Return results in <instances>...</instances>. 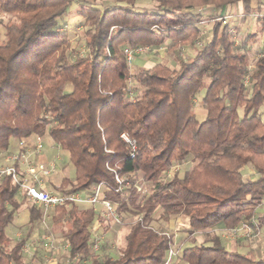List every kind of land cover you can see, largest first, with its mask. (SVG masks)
<instances>
[{"label": "trees", "instance_id": "1", "mask_svg": "<svg viewBox=\"0 0 264 264\" xmlns=\"http://www.w3.org/2000/svg\"><path fill=\"white\" fill-rule=\"evenodd\" d=\"M139 1L0 0V15L15 19L5 24L0 41V150L12 139L48 136L68 153L74 170L73 179L61 180L60 192L88 191L103 182L113 189L103 198L116 213L136 217L120 255L111 259L94 252L93 208L55 207L52 224L67 223L60 238L68 244L69 263L162 264L174 233L150 226L157 209L166 224L183 218L189 235L230 230L251 219L256 231L264 228V215L256 217L264 203V54L250 72L247 53L216 19L237 3L252 14L256 0H150L153 5L145 9ZM74 2L87 28V52L69 57L66 35L54 30ZM200 7L215 14L199 13ZM205 19L212 21L210 37L193 57L173 68L154 63L131 73L124 46H196ZM202 89L205 116L198 120L193 98ZM122 133L136 141L133 158ZM175 163L188 167L162 181L161 173ZM246 167L254 179L244 178ZM113 171L129 181L127 195L115 192ZM141 184L149 187L143 195L135 187ZM19 195L26 198L8 177L0 180V264H24L26 239L8 248L5 231L21 208ZM27 211L34 227L42 208L32 203ZM180 260L264 264V250L255 258L228 250L215 237L184 248Z\"/></svg>", "mask_w": 264, "mask_h": 264}, {"label": "rangeland", "instance_id": "2", "mask_svg": "<svg viewBox=\"0 0 264 264\" xmlns=\"http://www.w3.org/2000/svg\"><path fill=\"white\" fill-rule=\"evenodd\" d=\"M152 5L150 0H141L138 2V7L142 9L151 7ZM78 10L79 5L77 2H74L69 8L68 13L58 21V26L54 30V32L66 35L70 44L68 50L69 57H73L75 54L84 55L87 52L85 47V31L87 28L83 25V19L78 15ZM12 21H15L12 16L8 14L0 15V41L4 39L5 24ZM211 25L212 21L210 19L204 20L202 24V35L197 39L199 42L202 43L206 39H209ZM259 25L258 15L255 13L240 20L237 26H232L230 23L228 24L235 47L240 51H245L248 55V70L250 72L254 68L256 58L264 54V40H262L264 39V30L261 31L262 35L260 36L258 33ZM245 39L247 40L245 41ZM258 42H260V44ZM169 47V41H166L162 45L161 50L138 55L131 66H129L131 73H135L136 70L141 67H149L153 63H162L173 68L180 60L193 57L198 48V46H191L189 48L170 50ZM130 85V87H133L132 83ZM69 90L70 86L66 85V91ZM204 92V89L200 90L193 98V111L198 120L203 119L204 108L201 99L204 96ZM260 111L262 120L264 121V108ZM59 158L60 161L58 165L55 164L53 176L43 181L47 191L58 190L60 181L64 177L70 179L74 178V170L72 167L64 162V160L62 161L61 154H59ZM251 171V167L242 169V174L245 179H254L256 177L255 174H251ZM54 185H58V187L55 188ZM141 185L143 189L146 191L148 190L149 187L147 185ZM91 188H93V186ZM17 198L21 203V208L16 216H21V222H19L20 226H17L18 223H12L6 227L5 231L9 239L8 248H11L18 240L26 239L24 244L25 251L22 252V260L25 264H82L79 261L72 263L67 262V244L60 238V230L67 227L66 221L63 220L58 226H54L52 224V218L57 214L53 209L42 208L41 221L36 223L34 227H30L27 222V209L34 202L27 198H23L21 195ZM77 207H79V209H84L91 207V205L85 203ZM159 214L160 210L157 209L153 214V221L150 226L154 229H166L174 233L172 249L175 253V257L172 259L171 264H184L180 260V254L184 248L190 247L193 244H210L215 237H218L228 250L249 253L255 258L260 257L264 250V228L259 229L256 237L252 240L248 237L227 239L225 237V231L218 229L203 230L189 235L184 230L183 218L172 219L166 224L158 219ZM259 215H264V203L256 211V217ZM96 217L91 227L94 244L96 243L94 252L100 257H109L111 259L118 258L125 246V239L129 228L136 217L128 213H121L119 214L118 221H116L112 217L106 218L102 210H100V215Z\"/></svg>", "mask_w": 264, "mask_h": 264}, {"label": "built area", "instance_id": "3", "mask_svg": "<svg viewBox=\"0 0 264 264\" xmlns=\"http://www.w3.org/2000/svg\"><path fill=\"white\" fill-rule=\"evenodd\" d=\"M199 13H205L207 8H197ZM220 21L221 26L228 25L232 16L229 13L223 14L216 18ZM201 42L196 41V46L200 47ZM162 48H150L147 46H124L123 52L128 66H131L134 59L138 55H142L150 52H157ZM120 139L125 143L129 150V155L133 158L136 150V141L130 138L126 133L120 134ZM42 150V137L37 136L35 142V151ZM27 150H18L15 153L0 151V180L4 177H8L12 184L18 188L19 192L25 194L26 198L44 209H54L55 207L65 206L68 203L74 205H81L88 203L96 213V216L100 215V210L105 213V217H112L118 221L119 214L116 213V206L103 198L104 193L113 190L105 183H100L93 186L88 191H80L76 193H62L59 190L47 191L43 183L44 180L51 178L55 172V163L29 161L27 160ZM182 167H188L187 163H175L169 169L161 173L160 179L164 182L170 181ZM114 172V171H113ZM114 180L117 183L115 192H123L127 195L125 188L129 185V181L123 176L114 172ZM136 191L140 194H145L146 190L141 186L135 185ZM99 207V208H98ZM97 208V209H96ZM256 220L241 221L236 227L226 230L225 237L227 239H237L241 237H248L250 240L256 237ZM94 229V228H93ZM49 239V238H48ZM51 240V239H49ZM96 248V243L93 244V249ZM25 251L24 245L22 246V252ZM175 253L172 249V245L166 252L164 261L162 264H171L174 259Z\"/></svg>", "mask_w": 264, "mask_h": 264}, {"label": "crops", "instance_id": "4", "mask_svg": "<svg viewBox=\"0 0 264 264\" xmlns=\"http://www.w3.org/2000/svg\"><path fill=\"white\" fill-rule=\"evenodd\" d=\"M253 6L258 7V11H255L254 13L258 15V22L260 23V25L258 26L259 27L258 33L261 36L262 35L261 31L264 30V0L254 1ZM207 10H211L209 14H212V15L215 14L214 10H212V9H207ZM226 13H229L232 16V19L229 22L232 26H237L238 22L240 20H243V18H246L249 15H253V13L247 15L246 12L244 11L243 5L240 3L234 4L231 7H227L224 10V12L222 13V15L226 14ZM262 40H264V39H262ZM258 43L260 44V42H258ZM184 48H189V47H184ZM204 116H205V110L203 112V117ZM36 137H37L36 135H32V136L25 138V139H22V140L12 139V140H10V143H9L7 150H2V151L15 153L18 150H21V151L27 150L28 151L27 160L33 161V162L34 161H40V162H51V161H53L57 165L60 161L59 154H61L62 155V161L64 160V162H66L68 165H70L68 153L64 150H61L57 145H55L54 142L48 136H41L42 137V150L39 152L35 151ZM246 169H247V167H246ZM241 172H242V170H241ZM251 174H254L253 170L251 171ZM54 187L57 188L58 185H54ZM20 217H21L20 215L15 216V218L13 220V223H18L17 226H20V224H19V222H21ZM66 250L68 251V244L66 245Z\"/></svg>", "mask_w": 264, "mask_h": 264}]
</instances>
